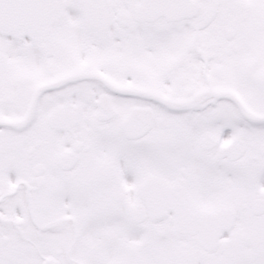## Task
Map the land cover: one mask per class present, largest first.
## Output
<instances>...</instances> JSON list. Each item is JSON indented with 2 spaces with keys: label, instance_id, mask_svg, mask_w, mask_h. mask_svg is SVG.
Here are the masks:
<instances>
[{
  "label": "snow or ice",
  "instance_id": "1",
  "mask_svg": "<svg viewBox=\"0 0 264 264\" xmlns=\"http://www.w3.org/2000/svg\"><path fill=\"white\" fill-rule=\"evenodd\" d=\"M0 264H264V0H0Z\"/></svg>",
  "mask_w": 264,
  "mask_h": 264
}]
</instances>
